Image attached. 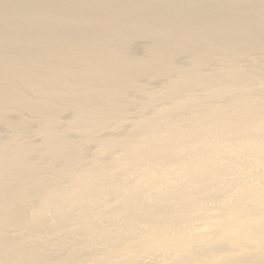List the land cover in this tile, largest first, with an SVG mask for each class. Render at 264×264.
<instances>
[{
    "label": "bare ground",
    "instance_id": "1",
    "mask_svg": "<svg viewBox=\"0 0 264 264\" xmlns=\"http://www.w3.org/2000/svg\"><path fill=\"white\" fill-rule=\"evenodd\" d=\"M0 264H264V0H0Z\"/></svg>",
    "mask_w": 264,
    "mask_h": 264
}]
</instances>
